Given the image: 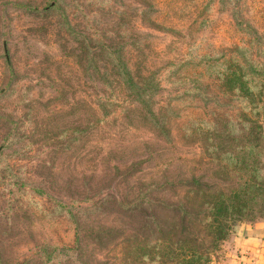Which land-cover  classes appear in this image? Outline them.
Here are the masks:
<instances>
[{
    "label": "rangeland",
    "instance_id": "rangeland-1",
    "mask_svg": "<svg viewBox=\"0 0 264 264\" xmlns=\"http://www.w3.org/2000/svg\"><path fill=\"white\" fill-rule=\"evenodd\" d=\"M98 44L148 77L156 116L134 99L97 109L125 96ZM229 56L256 66L264 129V0H0V264H42L43 246L48 264H124L106 232L169 222L171 182L210 174L185 131L241 110L215 80Z\"/></svg>",
    "mask_w": 264,
    "mask_h": 264
},
{
    "label": "trees",
    "instance_id": "trees-1",
    "mask_svg": "<svg viewBox=\"0 0 264 264\" xmlns=\"http://www.w3.org/2000/svg\"><path fill=\"white\" fill-rule=\"evenodd\" d=\"M98 46L108 57L107 63L119 80L118 89L125 96L113 95V99L100 96L97 109L103 112L104 103L115 109L122 99H134L143 104L148 114L156 116L146 102L152 94L148 77L131 70L105 44ZM218 67L215 80L219 88L225 95L244 92L241 97L244 104L234 118L225 110H215L207 118H199L200 127L185 131L198 137L208 164L214 165L207 176L192 172L171 182L175 198L171 203H163L172 212L169 222L146 220L136 233L129 235L115 230L106 232L121 237L117 245L124 264H216V251L221 249L236 259L238 250L233 242L236 223L264 220V129L258 119L262 98L250 93L251 80L247 74L256 66L240 64L237 58L229 56L222 58ZM110 111L113 110L108 108L107 115ZM205 177L212 181H205ZM166 183L165 178L156 190L167 189ZM41 250L45 252L42 264H48L52 260L51 250L47 246ZM67 250L80 253L82 249L76 246Z\"/></svg>",
    "mask_w": 264,
    "mask_h": 264
},
{
    "label": "crops",
    "instance_id": "crops-1",
    "mask_svg": "<svg viewBox=\"0 0 264 264\" xmlns=\"http://www.w3.org/2000/svg\"><path fill=\"white\" fill-rule=\"evenodd\" d=\"M233 242L238 257L232 256L230 264H264V220L239 224Z\"/></svg>",
    "mask_w": 264,
    "mask_h": 264
},
{
    "label": "built area",
    "instance_id": "built-area-1",
    "mask_svg": "<svg viewBox=\"0 0 264 264\" xmlns=\"http://www.w3.org/2000/svg\"><path fill=\"white\" fill-rule=\"evenodd\" d=\"M242 255H248V252H243Z\"/></svg>",
    "mask_w": 264,
    "mask_h": 264
}]
</instances>
